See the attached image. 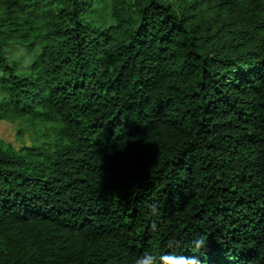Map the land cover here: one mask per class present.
Masks as SVG:
<instances>
[{
    "label": "trees",
    "instance_id": "16d2710c",
    "mask_svg": "<svg viewBox=\"0 0 264 264\" xmlns=\"http://www.w3.org/2000/svg\"><path fill=\"white\" fill-rule=\"evenodd\" d=\"M0 91V264H264V0H0Z\"/></svg>",
    "mask_w": 264,
    "mask_h": 264
},
{
    "label": "rangeland",
    "instance_id": "374dc122",
    "mask_svg": "<svg viewBox=\"0 0 264 264\" xmlns=\"http://www.w3.org/2000/svg\"><path fill=\"white\" fill-rule=\"evenodd\" d=\"M35 54L36 51H32L25 46L12 44L8 47V55L12 59L20 61V71L27 70L30 67ZM1 96L2 92L0 91ZM36 130L25 119L0 120V144L4 146L11 145L16 149L21 148L24 144L33 145L38 143L42 138Z\"/></svg>",
    "mask_w": 264,
    "mask_h": 264
},
{
    "label": "clouds",
    "instance_id": "9594fccd",
    "mask_svg": "<svg viewBox=\"0 0 264 264\" xmlns=\"http://www.w3.org/2000/svg\"><path fill=\"white\" fill-rule=\"evenodd\" d=\"M153 215L158 213L155 205L151 206ZM208 237L205 235H197L191 241V247L197 251L205 249ZM134 264H201L196 255H185L183 253L177 255L175 253H163L160 257H156L151 253L145 252L135 258Z\"/></svg>",
    "mask_w": 264,
    "mask_h": 264
}]
</instances>
